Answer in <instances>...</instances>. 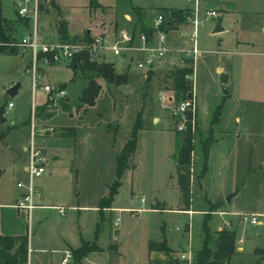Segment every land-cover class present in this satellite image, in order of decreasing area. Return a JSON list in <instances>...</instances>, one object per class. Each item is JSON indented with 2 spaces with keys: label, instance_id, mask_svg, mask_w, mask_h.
<instances>
[{
  "label": "rangeland",
  "instance_id": "rangeland-1",
  "mask_svg": "<svg viewBox=\"0 0 264 264\" xmlns=\"http://www.w3.org/2000/svg\"><path fill=\"white\" fill-rule=\"evenodd\" d=\"M53 1L58 3L61 14L67 16L75 32L81 31L82 26H89L94 32L90 34L108 30L105 22L100 23L98 31L95 30L97 16L86 8L85 0H37V35L41 42L57 40L51 37L52 29L48 24L54 11ZM97 1L108 5L113 0ZM19 2L22 0H0V15L15 21ZM131 2L148 6L146 13L150 19L158 13L165 15L160 9L162 6L185 5L184 0ZM203 3L206 8L215 10L217 16L199 25L201 53L195 57L197 60L191 59L190 62L191 92L195 97L196 108V120L191 132L190 211L178 210L179 194L172 161L174 138L178 133L174 129L170 110L179 98L163 82V73L173 67V62L181 53L174 52L169 60L158 62L150 70H139L133 62L128 63L125 59L120 60V56L108 54L106 62L113 65L115 72L126 73L127 83L115 86L106 84L101 78H94L100 85V91L95 100L96 105L92 108L77 101L78 91L83 84L80 69L73 72L69 64L56 66L40 61V77L36 79V85L57 87L64 90L65 94L62 98H55L52 93L37 91L32 101L29 53L27 47L17 44L19 38L30 31L27 20L26 27L21 23L15 24L13 43L6 44L14 45L16 52L0 53V105H5L0 131L8 133L11 130L6 133L5 145L0 146V169L4 170L0 181V203L7 202L11 192H15L17 177L9 168V154L13 152L12 158L24 160L25 155L20 150L26 139L25 127L29 135L30 125L33 124L35 140L44 150L45 157H48L52 146L63 144L59 158L58 155L54 156V159L58 158L57 162L51 167L47 164V167L54 170L57 177H62L68 170L70 176L76 175L82 205L91 207L98 197L108 196L109 187L115 178L116 157L129 139L133 125L137 124L139 129L135 131L134 151L126 161V168L118 179L119 186L110 202V206L117 209L115 212H105L112 234L116 233L113 223L118 218L116 243L129 259V264H138V260L145 257L146 241L161 237L160 226L163 223L166 234L177 236V244L186 241L184 246L180 245L173 251L170 255L172 259L188 248L193 258L200 241L203 218L207 219L210 230L226 228L223 222L227 221L229 226L226 229L235 232L234 249L239 247L235 245L239 241H236L237 235L250 232L263 238L264 31H261V26L264 25V0H205ZM225 13L230 18L224 26L225 30L210 34L208 27L220 17L224 23ZM40 33L47 36L40 38ZM236 39L239 42H235ZM176 45L174 47H179ZM216 65L223 66L226 82H219V74L215 73ZM147 75L149 81H145ZM15 83H18L19 90L14 97L9 98L5 91ZM222 99L224 102L218 121L212 124L213 111ZM7 103L13 105L9 111H5ZM62 105L68 106L69 112H63ZM68 129L74 130V133L69 134L71 132ZM117 129L118 133L114 136L113 132ZM204 144L208 155L202 171L201 146ZM18 152L19 155L16 154ZM39 184L44 199L50 198L51 203L56 201L65 204L69 193L64 180L54 182L41 179ZM228 196L231 197L226 202ZM205 199L212 204H205ZM124 208L158 211L136 213ZM232 211L257 215L259 225L252 226L236 217L216 214ZM5 212L2 213V225L7 221L12 222L15 216L10 209ZM103 214L82 211L83 237L89 239L90 231L94 230V222L89 217ZM19 220V225L23 224ZM190 236L191 242L188 240ZM246 247L247 244H244L243 248ZM243 257L237 264H252L256 259L247 255Z\"/></svg>",
  "mask_w": 264,
  "mask_h": 264
},
{
  "label": "crops",
  "instance_id": "crops-1",
  "mask_svg": "<svg viewBox=\"0 0 264 264\" xmlns=\"http://www.w3.org/2000/svg\"><path fill=\"white\" fill-rule=\"evenodd\" d=\"M99 7L96 8H90L88 6V0H85V6L88 10H92L93 13L95 12V15L97 16V19L95 21V30L100 29V23L105 22V26L108 27V30L113 29L117 30L120 28L125 29H135L138 30V24L134 26V23L136 22V16L135 14L130 11L125 5L116 4V0H113L111 4L105 5L100 2H98ZM129 3L133 6H137L143 9L144 11V24L146 27H150L151 20L150 17L147 15L148 6H142V5H136L129 0ZM53 4L57 6L58 10L53 11L52 13V19L48 23L51 26L52 33L51 37L59 40V36L56 31V25L57 21L63 20L66 25V35L68 37H80L83 32L88 33H94L92 29L89 26H82V30L79 32H75L71 29V23L66 15L61 14V10L59 8L58 3L53 1ZM161 8H182L177 6H162ZM49 12V11H48ZM47 12V13H48ZM120 17L118 18L117 16ZM2 17L8 19L9 17H5L4 15H1ZM219 24L222 27L221 31H224V26L227 25L230 21L229 15L225 13L224 23H222V18H219ZM19 22L12 21V27L15 29V24ZM215 23V22H214ZM214 23H212L208 28L210 34H217L218 32H212ZM22 25V24H21ZM24 27V26H23ZM184 30V27L181 26V24H177L176 27L169 28L167 30V42L168 45L174 47L180 46L181 44V38L178 37L177 32ZM261 31H264V25L261 26ZM220 32V31H219ZM47 36L45 33H40V38H45ZM39 39V37H38ZM56 40V41H57ZM39 41H41L39 39ZM237 41V39L235 40ZM28 50V49H27ZM29 53V50H28ZM171 57V55L168 57V59ZM197 60V59H195ZM195 63V62H194ZM60 65V64H56ZM215 73L216 74H224V68L222 65H216L215 66ZM24 72V70H23ZM225 75V81H227V75ZM72 78V77H71ZM70 78L71 82L72 79ZM82 86L80 87L79 91L81 90ZM19 90V86H18ZM17 90V92H18ZM78 91V92H79ZM17 94V93H16ZM79 94V93H78ZM193 94V92H192ZM228 96L230 97L229 93ZM229 97L227 99H229ZM195 99V97H194ZM96 104L92 107H94ZM13 107V105H12ZM88 107V108H92ZM12 109V108H11ZM236 120V118H235ZM104 123H107L105 121ZM13 125V124H12ZM10 128V127H8ZM26 132V139L25 143L22 145L21 150L23 153V149L27 144L28 140V128ZM11 130L8 131V133ZM74 132V130H73ZM7 133V134H8ZM118 133V129L113 132V135L115 136ZM5 137L0 141V146L2 144L5 145L4 139ZM3 145V146H4ZM11 150V149H10ZM63 150V144H55L51 147V150L49 154L47 153L46 157V165H45V173L42 175V177L37 181V186L41 190V186L39 184V181L41 179L47 180V181H54L58 182V180H64V185L68 189V195L65 204L61 203H51V199L47 198L44 199L42 195V199L39 202V204H45L50 207H62L64 208V213L62 215H59L57 211L53 208H35L33 209L29 215L26 212L18 211L13 207L14 200L17 197L18 190L14 188L15 192H11V196L7 202L0 203V222L2 221V213L6 214V210L10 209L15 214L14 219L12 222L7 221L3 225L0 223V236H22L26 235L27 237V264H59L60 260L63 257L64 251L74 250L78 248L82 241L86 242H93L98 248L101 249L100 252H93L89 253L82 261V264H129V259L125 256V254L120 249L117 242V236H118V226H116L115 230L116 233H111V226L109 227L107 225V220L105 218V212H115L114 207H108L103 208L100 211H98V202L101 198H97L94 205L91 207H86L82 205V201L79 198V193L77 191L76 186V180L77 177L74 179V177L70 176V170H68V173H65V175H61L62 177H57L54 175V170H50V168L47 167V164H49V167H51L54 163L57 162L59 158V153ZM44 151V150H43ZM13 152L9 154V168L10 170L16 174V179L23 178V172H22V165L24 160H21L16 157L15 159L12 158ZM19 155V152L16 153ZM16 155V156H17ZM58 155V158L54 159V156ZM48 168V169H47ZM4 170L0 169V181L2 177V172ZM2 173V174H1ZM15 179V180H16ZM60 183V181H59ZM74 188L76 192H74ZM42 194V190H41ZM205 204H212L210 200L205 199ZM158 201V200H154ZM53 202V201H52ZM159 202V201H158ZM128 208H124L123 210H127ZM91 212H97L101 213L103 212V216H92L89 217L94 222V227L92 231H90L91 237L89 239H86L82 236V211H90ZM120 210V209H119ZM158 211L157 209H144V211ZM72 214H71V213ZM233 212V211H232ZM21 216V218H20ZM19 219L23 221V224L20 223L19 225ZM259 225V224H258ZM161 227V237L159 239H152L154 241H160L164 240L166 242L167 247L170 250V255L173 254V251L177 249L178 246L183 245L186 242L182 241V243L177 244V236L175 234H166L165 232V224L163 223ZM177 229V228H176ZM218 230V229H217ZM242 239V240H241ZM189 242H191V236L189 237ZM239 240L237 243L235 242V245L239 246L236 247L234 255L231 257L228 264H237L238 262H241L242 259H244V255L247 256H253L256 257L254 262L252 264H258L260 262L264 263V259H259V257L254 253V250L260 249L264 245V236L261 238V236L257 233H250L246 232L245 234L237 235L236 241ZM151 241V239H148L146 241V254L144 255V258H141L138 260V264H165L166 257L159 252H149L147 250V242ZM263 241V242H262ZM200 242V241H199ZM240 242V243H239ZM262 242V243H260ZM247 244L246 249L243 248V245ZM199 247V243L197 248ZM196 248V249H197ZM240 259V261L238 260Z\"/></svg>",
  "mask_w": 264,
  "mask_h": 264
},
{
  "label": "built area",
  "instance_id": "built-area-1",
  "mask_svg": "<svg viewBox=\"0 0 264 264\" xmlns=\"http://www.w3.org/2000/svg\"><path fill=\"white\" fill-rule=\"evenodd\" d=\"M184 1L185 5L181 8L182 21L179 23L184 27V30L177 32L178 37L181 38L182 46L172 47L167 42V30L169 28L166 29L162 24L166 18L159 13L151 20L149 32L120 28L117 30H102L96 34L88 33L87 37L82 35L69 40L41 42L37 35V0H22L17 4L16 14L18 17L29 21L30 31L25 36L20 37L17 44L25 46L29 50L32 101L37 91L45 94L52 93L55 98H62L65 94L64 90L57 87L48 85L38 87L36 85V79L40 77V61L44 64H69L75 56L84 54L89 61L99 63L106 62L107 56L110 54L113 57L120 56L122 58L120 60L125 59L128 63L133 62V65L139 70H150L156 67L158 62L167 60L174 52L181 53V56L173 62L174 65L182 66L185 65L186 60L195 59L201 53L198 43V27L208 19L215 18L217 13L215 10L204 6L203 2L205 0ZM27 2H30V4L28 5ZM175 25L177 26L175 23L172 24V27H176ZM190 74L185 77L190 79ZM11 108L12 104L7 103L5 111H9ZM195 111V99L192 92L171 108L170 117L175 123L174 129L176 132L193 131L196 120ZM23 153L25 155L22 165L23 178L15 182L18 194L13 207L18 211L26 212L28 215L35 208H53L59 215H62L64 213L62 207L39 204L42 194L37 186V181L45 173L46 157L43 149L35 140L33 124L30 125L28 140ZM126 211L137 213L144 211V209L137 208ZM216 214L236 217L239 221L252 226L259 224L255 214L236 212H216ZM117 222L118 218L114 220L113 227L117 226ZM223 224L226 228L229 226L227 221ZM174 259L178 264H192L193 260L189 248ZM70 263L71 254L69 251H64L59 264Z\"/></svg>",
  "mask_w": 264,
  "mask_h": 264
},
{
  "label": "trees",
  "instance_id": "trees-1",
  "mask_svg": "<svg viewBox=\"0 0 264 264\" xmlns=\"http://www.w3.org/2000/svg\"><path fill=\"white\" fill-rule=\"evenodd\" d=\"M124 4L125 7L130 9L136 16V22L134 26L138 24V30L142 32H149L150 27H146L144 24V11L142 8L133 6L129 3V0H116V4ZM88 6L90 8L99 7L96 0H88ZM54 10H58L57 6L52 3ZM161 11L165 13L166 20L162 23L165 28H172V24H179L182 21V9L181 8H161ZM21 21V22H20ZM15 22L21 23L26 27V20L22 18L15 19ZM176 26V25H175ZM12 21L6 19L0 15V53L11 54L15 53L16 49L14 45L7 46V43H13ZM56 31L59 36V40H69L76 37H68L66 35V25L63 20L57 21ZM84 37H87V33L83 32ZM191 61L186 60L185 65H174L172 68L167 69L163 73V82L167 84V89L175 94L179 100L185 99L191 93L190 79L185 76L192 72ZM190 63V64H189ZM74 72L80 69L82 72V88L79 91L77 101L79 104L92 107L95 103L96 97L100 91V85L95 82L94 78H101L106 84H112L115 86L124 85L127 83L126 73H117L113 69V65L110 62H93L89 61L84 54L75 56L71 63L68 65ZM151 76V73L149 72ZM147 81V79H145ZM149 81V79H148ZM224 99V97H223ZM223 99L219 105H217L213 111L211 123L215 124L218 121V117L222 108ZM60 103V102H59ZM63 112H69V107L66 105L61 106ZM139 129L137 124L133 125L129 139L124 143L121 148L120 154L116 157V169L115 178L108 190V196L101 198L98 202V211L103 208L110 207L112 195L116 192L119 186L118 179L121 172L126 168V161L134 151L135 148V131ZM211 130V128H209ZM67 131L73 134L72 129ZM6 132L0 131V141L5 137ZM178 134L174 138V154L172 161L174 163V175L176 181V187L179 194V207L178 210L188 212L191 205V152L193 149V136L189 130L184 132H177ZM208 150L206 145L201 146L202 157V171L205 168L207 161ZM76 175H74V179ZM74 192H76L74 188ZM204 215H208L205 213ZM235 232L226 229L210 230L207 225V219L201 221V236L199 247L193 252L192 264H228L231 257L235 253L234 249ZM147 250L149 252H159L165 257V264H178L175 259L170 257V250L164 240L160 241H148ZM93 242L82 241L80 246L74 250H69L71 254L70 264H82L81 261L89 254L93 252H100ZM254 253L259 259H264V245L260 249L254 250ZM0 264H27V237L22 236H0Z\"/></svg>",
  "mask_w": 264,
  "mask_h": 264
},
{
  "label": "water",
  "instance_id": "water-1",
  "mask_svg": "<svg viewBox=\"0 0 264 264\" xmlns=\"http://www.w3.org/2000/svg\"><path fill=\"white\" fill-rule=\"evenodd\" d=\"M219 21H220V19L217 18L215 23H214L212 32L215 33V32H219V31L222 30V27L220 26ZM149 78H150L149 75H147V77H146L147 81H148ZM224 81H225V75L223 73H221L219 75V82L223 83ZM18 86H19L18 83H15L11 87L6 89V91H5L6 96L9 97V98L14 97L16 95V93H17ZM4 106H5L4 104L0 105V124H2L4 122V118H3ZM233 195H231V196H233ZM231 196L226 197L225 201L228 202Z\"/></svg>",
  "mask_w": 264,
  "mask_h": 264
}]
</instances>
